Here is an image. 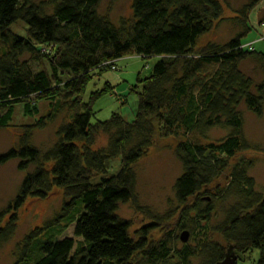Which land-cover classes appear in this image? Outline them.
I'll use <instances>...</instances> for the list:
<instances>
[{"label": "trees", "instance_id": "16d2710c", "mask_svg": "<svg viewBox=\"0 0 264 264\" xmlns=\"http://www.w3.org/2000/svg\"><path fill=\"white\" fill-rule=\"evenodd\" d=\"M103 1L0 0V130L13 127L18 105L42 127L39 104L64 106L57 98L60 86L71 113L51 148L33 146L36 126L28 125L19 147L0 154V168L16 160L18 170L27 172L19 194L0 213V246L13 238L16 213L26 200H45L57 187L65 201L55 221L73 225L74 238L31 233L20 243L15 264L31 259L34 264H192L193 259L217 264L231 246L239 256L260 251L258 264H264V193L249 174L253 162L243 156L252 146L244 135L241 110L245 106L256 116L264 114V80L255 82L241 68L253 61L264 74V53L243 42L252 31L249 13L264 0H251L236 13L242 32L229 42L201 47L199 41L224 20L222 0H133V19L120 26L100 13ZM19 22L27 37L12 31ZM260 25L264 29V20ZM131 54L157 59L152 74L131 88L130 94L138 97L133 120L121 111L105 122L95 120L94 105L100 99L116 95L120 102V97H128L113 94L105 83L87 100L89 83L103 72H120L118 61ZM41 61L47 68L35 66ZM216 128L230 133L218 143L184 139L175 149L182 165L174 184L181 230L202 232L205 238L194 247L182 242L181 249L166 240L150 246L141 229L135 241L131 223L117 214L121 204L134 199V166L157 137L181 132L185 138L193 133L206 138ZM100 136L106 144L95 150ZM120 157L119 172L107 176L109 163ZM225 174L227 184L214 186ZM95 176L100 179L94 181ZM217 205L223 216L214 225ZM54 226L46 229H57ZM210 231L229 247L210 238Z\"/></svg>", "mask_w": 264, "mask_h": 264}, {"label": "rangeland", "instance_id": "374dc122", "mask_svg": "<svg viewBox=\"0 0 264 264\" xmlns=\"http://www.w3.org/2000/svg\"><path fill=\"white\" fill-rule=\"evenodd\" d=\"M38 1L41 2L43 0ZM250 1L222 0L224 20L220 23L216 22L211 32L199 41V46H204L208 42L223 45L233 39L238 33L242 32L240 23L235 20L236 13L246 7ZM132 2L133 0H118L116 2L104 0L100 6V13L116 26H120L123 21L130 22L133 19ZM249 17V24L252 27V31L243 42L247 45L254 44L257 51L264 53V41L261 40V36H264V29L260 25V22L264 20V3L249 13ZM12 31L19 36L27 37L26 27L22 22L12 26ZM29 57L31 56H26L27 59ZM156 62V58L143 60L139 57H130L127 58V62L126 60L121 61L119 65L127 69L126 71L129 73L138 72L142 78H147L152 74V69ZM126 63H130V66L127 68L124 67ZM35 66L47 68V64L45 62L43 64L42 61L40 64L36 63ZM241 68L246 74L253 77L255 82L259 83L264 80V74L255 62H244ZM122 72H125V70ZM122 72L106 71L101 76L94 77L86 89L87 100L91 96V92L102 89L107 80L112 84H116L120 80L119 77L121 76L119 75ZM62 79L66 81L69 79V76L63 75ZM61 89L62 86H60V92L62 94L57 96V98H59L58 100H60L61 105L63 104L64 106L56 105L54 102L50 104L48 101L39 104V117L44 121L42 127L36 126L39 122L38 119L26 118L24 116L21 105L16 107L12 123L14 124L13 127L0 130V154L12 148L19 147L20 140L25 133L24 127L28 125L36 126L33 128L31 134V143L36 148L47 150L57 142V131L59 127L71 119L68 104L65 102L67 100L64 99L65 94ZM130 89L126 86H119V88L117 87L116 94H127L129 104L121 112L129 121H132L137 110L138 97L133 93L130 94ZM241 110L244 115V135L252 146V150L244 153L243 156L253 162L249 174L255 180L256 189L264 193V114L261 117L256 116L245 106H242ZM94 111H96L95 120L101 122L107 121L113 112H120V105L116 95H107L100 99L94 105ZM229 133L227 130L216 128L210 131L206 138H202L198 133H193L188 138H185L180 132L175 137H157L155 139L153 146L146 151L144 157L134 166V172L137 178L134 199L121 204L117 212L120 218L131 223L130 234L135 241H138L141 237V235L136 234L141 229H144L143 233L147 237V242L150 246H156L160 240H166L171 243V246L181 249L185 245L181 241V236L184 232L188 233L187 245L193 247L198 242H201V239L203 240L205 238L202 232H193L191 229L181 230L182 225L178 218L179 214L177 213L178 205L174 195V184L182 174V165L176 156L175 149L178 143L184 139H190L202 144L218 143L226 138ZM105 144V137L100 136L97 144L93 148L96 150ZM122 164L123 160L121 157L112 160L108 165L107 176L116 175L121 169ZM17 165L18 161L15 160L0 168V213L5 211L19 194L21 184L27 174V172H20ZM51 166V164L46 165L48 169H51ZM32 169L33 167L30 168V170ZM98 179H100V176H95L94 181H98ZM227 181L228 176L225 174L215 182L214 186L218 185L219 187H223L227 184ZM210 197L208 195L209 199ZM64 201V191L57 187L51 188L45 200L28 198L23 207L16 213L17 222L15 223L16 230L13 238L7 244L0 246V264H15L18 260L17 252L19 251L18 247L20 243L28 235L36 231L41 230L43 232L42 236L48 234L49 236L53 235L57 239L65 237L74 238L73 225L67 222L59 224L55 221L62 210ZM216 208L217 216L213 220L214 225L223 216V208L220 205H217ZM11 216L12 214L5 217L2 227L8 225ZM54 222L57 225V229H53L52 231L46 229V225ZM208 236L224 245L225 249L229 247V243L215 231H210ZM140 256V254L136 256L135 262L140 260ZM259 258L260 251L258 250L241 254L240 256L238 254L237 264H258ZM199 263L200 261L198 259L192 260V264ZM21 264L34 263L31 259ZM167 264L175 263L169 261Z\"/></svg>", "mask_w": 264, "mask_h": 264}, {"label": "crops", "instance_id": "0c3cea01", "mask_svg": "<svg viewBox=\"0 0 264 264\" xmlns=\"http://www.w3.org/2000/svg\"><path fill=\"white\" fill-rule=\"evenodd\" d=\"M132 58V57H139V56H136L135 54H131L130 56H127V57H125L124 59H122V60H120V61H118V65H119V63L121 62V61H124V60H126V62H127V58ZM139 58H141V57H139ZM143 60H144V58H142ZM128 66H130V63H126L125 65H124V67L125 68H127ZM119 67L121 68V72L123 71V70H125V72H122V73H120V75L119 76H121V77H119L120 78V80H118L117 81V83L116 84H112L110 81H106L105 83H109V85L111 86H109V88H110V90L113 88L114 90H113V94H116V91H117V87L119 88V86L120 87H124V86H126V87H129V89L130 88H132V87H135L137 84H138V81H139V79H144V78H142V76H141V74L140 73H129L128 71H126L127 69H124V68H122L120 65H119ZM131 69H132V67H131ZM132 71V70H131ZM129 73V74H128ZM126 74V75H125ZM136 74V75H135ZM123 75H125V76H123ZM122 83H124V84H121ZM130 91H131V89H130ZM127 96V94L126 93H121V96ZM121 98V101L119 102V105H120V109L122 110V109H125V107L129 104V98H126V97H120ZM127 101V104L125 103ZM125 103V104H124ZM123 105V106H122ZM120 110V111H121Z\"/></svg>", "mask_w": 264, "mask_h": 264}, {"label": "water", "instance_id": "95a60500", "mask_svg": "<svg viewBox=\"0 0 264 264\" xmlns=\"http://www.w3.org/2000/svg\"><path fill=\"white\" fill-rule=\"evenodd\" d=\"M181 241L183 243H187V241H188V233L187 232H184L182 234ZM237 263H238V255L235 252L234 246H231L228 249L224 260L219 262V263H217V264H237Z\"/></svg>", "mask_w": 264, "mask_h": 264}, {"label": "built area", "instance_id": "2783aa9c", "mask_svg": "<svg viewBox=\"0 0 264 264\" xmlns=\"http://www.w3.org/2000/svg\"><path fill=\"white\" fill-rule=\"evenodd\" d=\"M116 68L115 67H112V70H115Z\"/></svg>", "mask_w": 264, "mask_h": 264}]
</instances>
